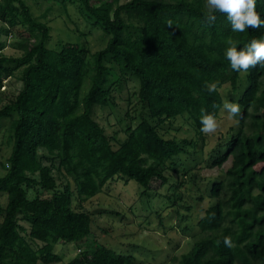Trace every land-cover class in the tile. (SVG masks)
<instances>
[{
  "label": "trees",
  "instance_id": "16d2710c",
  "mask_svg": "<svg viewBox=\"0 0 264 264\" xmlns=\"http://www.w3.org/2000/svg\"><path fill=\"white\" fill-rule=\"evenodd\" d=\"M59 1L75 4L110 38L95 53L70 43L49 49L51 29L26 2L0 0V34L14 32L21 51L5 55L0 40V94L16 72L22 84L0 108V122L10 120L11 147L0 177V194L7 196L0 207V264H58L57 243L79 246L65 264H138L95 241L92 251L82 249L92 223L82 204L116 180L136 182L142 196L154 179L166 184V164L188 154L191 143L165 139L160 127L186 113L201 132V110L217 118L225 85L241 115L220 138L209 166L231 165L211 185L214 202L197 222L202 236L177 264H264V67L242 78L225 56L229 38L243 50L253 38H264V26L233 32L220 13L209 24L206 0ZM256 10L264 20V0H257ZM128 79L137 83V107L126 116L136 125L127 126L114 149L93 112L107 108L111 87ZM212 83L217 91L210 93L206 85Z\"/></svg>",
  "mask_w": 264,
  "mask_h": 264
},
{
  "label": "rangeland",
  "instance_id": "374dc122",
  "mask_svg": "<svg viewBox=\"0 0 264 264\" xmlns=\"http://www.w3.org/2000/svg\"><path fill=\"white\" fill-rule=\"evenodd\" d=\"M24 1L32 14L50 27L49 49L70 43L84 46L89 53H95L103 49L110 38L83 17L73 3L59 0ZM0 40L5 43V55H21V51L15 48L19 38L14 32L9 36L0 34ZM114 72L117 73V70ZM244 73L241 74L242 78ZM108 80L112 82L114 77L111 75ZM21 87L19 72H16L5 81L4 91L0 94V108L14 98ZM111 88L110 105L95 109L93 117L116 149L118 143L126 138V128L131 123L126 113L135 115L137 83L128 79ZM229 88V85H225L221 89L223 103L236 102L237 97L230 95ZM87 89L88 82L83 85L82 92ZM238 118L229 119L221 107L216 118L220 127L210 135L198 132L186 113L162 125L160 133L165 139L191 143L188 154L167 163L163 172L166 184L162 185L160 180L154 179L146 195H141L142 188L136 182L116 180L100 194L84 202L82 208L91 213L92 223L91 235L82 249L92 251L95 241L117 254L133 257L138 264H177L181 255L188 253L194 241L202 236L197 222L214 202L209 194L211 185L223 179L231 165V160H228L221 168L210 167L211 161L216 158L213 150L220 138L227 137L229 129L237 126ZM9 121L5 119L0 122V177L5 174L4 166L11 151L7 139ZM131 125L135 126L136 122L133 121ZM39 153L44 155V164H48L47 154L43 151ZM57 184L62 187L65 183L57 178ZM6 201V194H0V207H4ZM54 252L61 256L58 264H65L79 254V246L76 243H57Z\"/></svg>",
  "mask_w": 264,
  "mask_h": 264
},
{
  "label": "clouds",
  "instance_id": "9594fccd",
  "mask_svg": "<svg viewBox=\"0 0 264 264\" xmlns=\"http://www.w3.org/2000/svg\"><path fill=\"white\" fill-rule=\"evenodd\" d=\"M257 0H206L204 17L209 24L216 21V13L226 15L231 24L233 32L243 33L248 28L258 29L264 26V20H261L260 14L256 10ZM225 56L230 63L231 69L235 72L247 73L258 64L264 67V38H253L243 50H237V42L229 38L227 40ZM207 90L217 91V84L206 85ZM222 110L228 114V118L240 116V105L234 102L225 101ZM200 131L205 135L215 133L220 127L215 115L201 110ZM224 243L231 247V238L225 237Z\"/></svg>",
  "mask_w": 264,
  "mask_h": 264
}]
</instances>
